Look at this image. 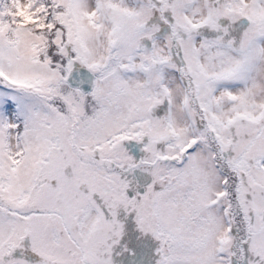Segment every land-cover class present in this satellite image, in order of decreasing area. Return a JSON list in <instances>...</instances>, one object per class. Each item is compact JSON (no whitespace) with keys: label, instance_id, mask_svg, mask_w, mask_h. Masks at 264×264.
Instances as JSON below:
<instances>
[{"label":"snow or ice","instance_id":"obj_1","mask_svg":"<svg viewBox=\"0 0 264 264\" xmlns=\"http://www.w3.org/2000/svg\"><path fill=\"white\" fill-rule=\"evenodd\" d=\"M0 264H264V0H0Z\"/></svg>","mask_w":264,"mask_h":264}]
</instances>
